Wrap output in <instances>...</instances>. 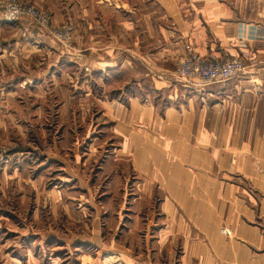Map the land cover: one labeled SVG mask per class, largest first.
I'll use <instances>...</instances> for the list:
<instances>
[{
	"label": "crops",
	"instance_id": "crops-1",
	"mask_svg": "<svg viewBox=\"0 0 264 264\" xmlns=\"http://www.w3.org/2000/svg\"><path fill=\"white\" fill-rule=\"evenodd\" d=\"M24 1L52 13L57 24L74 23L78 33L74 46L64 49L42 31L27 29L13 39L23 45L24 57L0 51L6 64L9 56L21 60L2 84L18 79L16 88L51 92L55 102L61 92L56 75L63 65L73 68L71 97L63 98L59 120L83 131L89 148L84 160L77 145L72 152L65 149L64 136L60 143L51 138L52 146L45 144L48 129L38 124L54 122V114H46L51 100L43 103L42 116V107L19 120L0 116L10 143L17 140L14 123L21 125L26 154L21 173L59 165L70 177L64 181L78 177L85 187L82 165L110 157L104 167L116 172L112 187H119V176L124 181L132 173L137 208L160 203L153 242L142 248L145 257L138 227L127 235L132 250L125 247L126 237L112 244L126 260L132 252L133 264H169L179 252L174 264H264V0ZM242 25L263 38L242 45ZM188 45L206 58L240 57L243 51L251 57L245 58V73L230 82L196 87L176 77ZM35 135L39 140L31 139ZM30 157L38 160L37 168ZM4 186L15 199L7 200ZM30 186L36 204L43 196L53 201L47 216L13 205L29 203ZM0 187L8 201L0 209V264H63L55 256L61 250L70 258L77 248L70 228L76 216L57 211L66 196L56 189L44 195L39 180L5 177ZM60 220L68 224L62 232ZM90 230L93 240H103L98 227Z\"/></svg>",
	"mask_w": 264,
	"mask_h": 264
},
{
	"label": "rangeland",
	"instance_id": "rangeland-1",
	"mask_svg": "<svg viewBox=\"0 0 264 264\" xmlns=\"http://www.w3.org/2000/svg\"><path fill=\"white\" fill-rule=\"evenodd\" d=\"M22 1L36 7L39 11L41 10V13H45L46 15L50 16L53 25L51 26L53 28L52 33H54V29L61 28V25H64L66 23L72 24L70 22L57 24L54 16L49 11L38 8L37 6L24 0ZM27 21L28 20L8 22L0 12L1 52L6 49L8 53L13 52V54L16 55L15 57L22 58L21 55L23 56V54L25 53L21 51L23 45H15L13 39L16 37L20 38L23 33L27 34V29L28 31H42L43 34L49 36L52 40L57 42L61 48L63 47L64 49H66L67 47L71 48L72 46H74V41L78 33V28L74 23L72 24L75 28L72 41L70 44L64 46V44L57 38H55L50 33V31H47L46 29L40 27H33ZM10 25H12L13 27H11ZM11 49H13L14 51H11ZM4 59L5 58L0 60V116L17 117V119L19 120L22 117L35 115L38 114V108L42 107L43 103L46 100H51L53 107H47L46 109L48 111L46 114L49 115L52 112V114H54L55 116L54 122H48L46 123L47 125L43 124V122H41L42 125L38 124V128L44 126L48 129V131L46 132V137H48V139L46 140L45 144H47L48 142V146H52L53 141L51 138L56 139V142L60 143L62 141V136H64L65 142H63V145L65 146V149L72 152L75 148V145H77V151L81 153V155H85L83 157L85 160L86 151L88 150L89 145L87 141L88 139L86 140L84 132H75V130L72 131V128L75 127L74 124L73 126H69L67 124L61 123L59 120L60 107L63 98L67 97V93H69V96L67 98L71 97L72 90L70 86H72V83L69 84V79L75 78L73 76L74 69H69L67 65L61 66V70L58 72V75H56L55 80V82L61 86V92L58 93L59 96L55 95L54 102V96H52L53 93L51 92H36L33 88L30 92L27 89L21 90L20 88H16V86L21 83V81L18 79H15L13 81V85H10L9 83L6 84L7 86L3 85L2 81H6V79L10 78L11 72L15 73L13 68L15 66H19L21 63V60L15 61L14 57L9 56V62H7L6 64L4 62ZM3 68H5V70H3ZM2 70L4 72H2ZM78 93L79 90L76 91V95L73 92L74 97H76ZM37 101H40L41 106H38ZM48 104L49 103H46V105ZM44 111L45 107H42L39 110L41 116L44 115ZM50 120L52 121V118H50ZM14 124L15 127L17 126L16 129L18 130L14 132V137L17 140L16 142L10 143L8 136L5 133V123L3 121L0 122V181H3V178L5 177L9 179L13 177L15 178V180L26 179L34 182L36 180H39L40 183H42V185L44 186V188L42 187V189L40 188L39 190H42V192L44 190V195L47 194L48 196V193H50L51 190L56 189L57 191H60L62 197L64 195L66 196L64 197L65 199L61 201L62 203L59 208H57V211L62 212V215L65 213L69 215L70 212L67 211L70 210L71 213L76 216V221H74V223L76 224L73 228H70L71 230L74 229V232L77 234V248L75 251H73L70 258L68 257V254L66 252H63L62 250L56 253L55 256H57L60 261H63V264H133L135 261H133L132 252L129 254L131 260H126L124 253L122 251H118L116 249V246H112V244H115L116 240L119 241L120 238L126 237L125 247L130 248L131 241L129 239L131 238H129V236L127 235H129L133 231L136 232L137 229L140 231L138 237L141 243L139 247L141 255L145 257V254H148L147 251L144 254L142 248L148 249V246L153 242L152 238L154 237L153 235L157 229V227L155 228V226L161 219V213L159 209L160 203L158 201H154L151 204L141 203L138 205L139 209L137 208L136 201H138L137 194H139V190L138 183L136 184L137 179L134 175H132V173H128L124 181H122L119 176V187H112L114 178L112 180L111 175L115 177L117 175L116 172H108V170H106V168L104 167V165L106 164L105 161L108 158L107 157L104 160L101 159L99 162H97V159H93L92 161L90 160L87 166L82 165V171H79V175H81V178L83 177L82 179L85 181L83 182L86 185L85 187H82L80 185L81 180L78 177L76 179L68 180V182L64 181L67 179L66 176H68V174L62 171L63 168H61V166L59 165H56L52 168H48V166L46 170L42 172H36L35 168H33V170L28 169V171L30 172H24V175L21 173V165L26 157V154H24L25 152L21 149V125L19 123ZM69 127L71 130L65 132V129H68ZM31 139L35 141L39 140L36 135L34 136V139ZM30 144H33L34 147H37L38 145L41 147L42 145L41 142H38L37 145V142L34 141H31ZM102 149H105V147ZM30 159H32L31 162L35 166L36 161L38 160L35 157H30ZM33 164L29 165L33 166ZM40 173H42V177H40ZM21 174L23 176H21ZM2 190L7 195V200H9V197H11V199H15L16 193L10 187L7 189L6 186H4ZM34 192L35 188L33 186H30L29 203L21 205L20 202L14 201L13 205L17 206L19 212L26 211V213L32 212L33 214V212L37 210L38 212H41L42 215L47 216L50 212L53 211V201L49 196L48 197L50 199L46 196H43L40 198V202L36 204L35 197H33ZM7 200L4 197L2 198L0 187V209L7 207ZM0 211L3 212V210ZM66 225H68L66 221L60 220L61 232L68 228L65 227ZM97 227L98 231L99 229L102 231L103 238V240H99V242L93 240L90 230ZM23 239L24 237L22 239L20 237V242H22ZM139 248L134 251L135 255L137 254V252H139ZM130 249L132 250V248ZM126 253L128 252H125V254ZM177 255H179V252H174L172 254V256H174V260ZM145 260L146 258H143L142 262H144ZM170 260L171 262H169V264L175 263L173 258H170Z\"/></svg>",
	"mask_w": 264,
	"mask_h": 264
},
{
	"label": "built area",
	"instance_id": "built-area-1",
	"mask_svg": "<svg viewBox=\"0 0 264 264\" xmlns=\"http://www.w3.org/2000/svg\"><path fill=\"white\" fill-rule=\"evenodd\" d=\"M0 12L8 22L28 20L33 27H40L50 31L64 46L71 43L74 35V25L66 23L61 28L54 29L51 26V18L45 13H41L36 7L24 3L22 0H0ZM263 38L255 29L247 30L246 25H242L239 31L238 40L242 45L251 39ZM187 53L178 64L176 77L178 81L185 82L196 87H207L212 85H222L239 77L245 73V58H250V52L243 51L240 57H230L225 59L206 58L195 52L191 45L186 47ZM226 234V229L222 230Z\"/></svg>",
	"mask_w": 264,
	"mask_h": 264
}]
</instances>
